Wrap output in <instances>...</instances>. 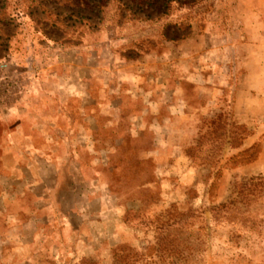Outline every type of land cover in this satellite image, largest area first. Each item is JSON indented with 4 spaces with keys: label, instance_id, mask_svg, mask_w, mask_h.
I'll list each match as a JSON object with an SVG mask.
<instances>
[{
    "label": "rangeland",
    "instance_id": "obj_1",
    "mask_svg": "<svg viewBox=\"0 0 264 264\" xmlns=\"http://www.w3.org/2000/svg\"><path fill=\"white\" fill-rule=\"evenodd\" d=\"M249 2L0 0V264H264Z\"/></svg>",
    "mask_w": 264,
    "mask_h": 264
},
{
    "label": "crops",
    "instance_id": "obj_2",
    "mask_svg": "<svg viewBox=\"0 0 264 264\" xmlns=\"http://www.w3.org/2000/svg\"><path fill=\"white\" fill-rule=\"evenodd\" d=\"M247 5L256 10V19L262 22L264 20V0H250ZM253 15H255V13Z\"/></svg>",
    "mask_w": 264,
    "mask_h": 264
},
{
    "label": "built area",
    "instance_id": "obj_3",
    "mask_svg": "<svg viewBox=\"0 0 264 264\" xmlns=\"http://www.w3.org/2000/svg\"><path fill=\"white\" fill-rule=\"evenodd\" d=\"M9 69V64L5 61H0V91L7 88V81L5 80L7 72Z\"/></svg>",
    "mask_w": 264,
    "mask_h": 264
}]
</instances>
